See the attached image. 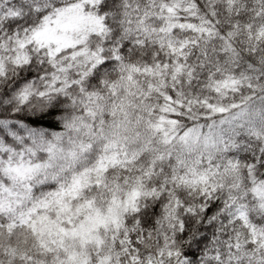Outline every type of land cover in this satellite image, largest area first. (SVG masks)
<instances>
[{"label":"snow or ice","instance_id":"snow-or-ice-1","mask_svg":"<svg viewBox=\"0 0 264 264\" xmlns=\"http://www.w3.org/2000/svg\"><path fill=\"white\" fill-rule=\"evenodd\" d=\"M0 264H264V0H0Z\"/></svg>","mask_w":264,"mask_h":264}]
</instances>
